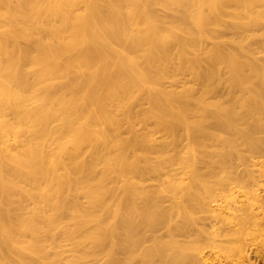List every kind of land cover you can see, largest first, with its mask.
Returning <instances> with one entry per match:
<instances>
[{"label": "bare ground", "instance_id": "1", "mask_svg": "<svg viewBox=\"0 0 264 264\" xmlns=\"http://www.w3.org/2000/svg\"><path fill=\"white\" fill-rule=\"evenodd\" d=\"M253 43L264 0H0V264H264ZM211 198L220 243L191 232Z\"/></svg>", "mask_w": 264, "mask_h": 264}, {"label": "rangeland", "instance_id": "2", "mask_svg": "<svg viewBox=\"0 0 264 264\" xmlns=\"http://www.w3.org/2000/svg\"><path fill=\"white\" fill-rule=\"evenodd\" d=\"M223 29V28H222ZM221 29L220 37L223 38H240L241 35L236 33L235 31L231 29H226L224 28L223 30ZM261 37V35H260ZM259 37V38H260ZM262 46L258 43H253L252 45V50L255 52L259 58H263L264 56V50L261 48ZM158 136H160V133H157ZM242 146L247 148L246 144L241 143ZM240 144V145H241ZM239 147L241 148V146ZM244 150V149H243ZM246 150V149H245ZM247 153V152H246ZM234 156V155H233ZM217 178H214L209 182L211 186L216 188L217 186H220V183ZM164 180V178H158V177H148L145 180V183L149 185L152 191H154L157 186ZM165 198V205L170 206L174 202V195L171 193H163L161 194ZM211 200L210 202V207H213V209H199L196 213V223L195 225L192 226L191 232L192 233H197L199 231H203L202 235L204 239H210L211 241H215V243H220L221 241V234H220V225H221V217L222 215L215 213L217 211H221L222 204H220V200ZM214 209H216L214 211ZM181 219V216L177 213V211L173 214L172 221H171V227H175L176 223L179 222ZM201 229V230H199ZM175 232V229L173 231ZM149 235L152 237L153 235H161V236H167L169 233V230L163 226L159 228L156 232H148ZM195 235V234H194ZM180 240H186L185 236H178ZM183 241V242H184ZM182 242V241H181ZM150 243V242H148ZM59 251L61 257H67L71 253V248L72 245L70 242H68L65 239H61L59 243ZM219 248H214L212 246H209L207 243L204 245L203 249H195V248H186V247H180L178 248V251L176 253L181 256V257H186L187 255L193 254L195 255L197 259V264H219V257L224 258L223 256H220L221 253L218 251ZM138 259H135L134 262L137 263ZM237 259L234 261L236 262ZM247 261H244L243 264H247ZM140 264H170L169 261L162 260L160 258H154V259H149L146 262H141ZM172 264H189L184 261H177L174 260ZM222 264H227L226 260H223ZM242 264V263H240Z\"/></svg>", "mask_w": 264, "mask_h": 264}]
</instances>
